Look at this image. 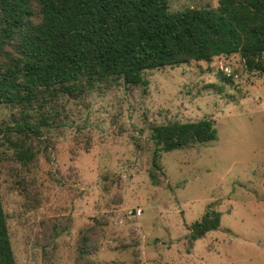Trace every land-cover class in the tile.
Here are the masks:
<instances>
[{"label":"rangeland","instance_id":"rangeland-1","mask_svg":"<svg viewBox=\"0 0 264 264\" xmlns=\"http://www.w3.org/2000/svg\"><path fill=\"white\" fill-rule=\"evenodd\" d=\"M217 5L169 0L170 11ZM144 76L145 87L98 83L34 110L47 123L27 161L3 136L18 110L0 105V191L16 264H264V73L237 53ZM203 118L216 140L160 151L154 184L151 126ZM210 209L219 227L192 239Z\"/></svg>","mask_w":264,"mask_h":264},{"label":"trees","instance_id":"trees-1","mask_svg":"<svg viewBox=\"0 0 264 264\" xmlns=\"http://www.w3.org/2000/svg\"><path fill=\"white\" fill-rule=\"evenodd\" d=\"M237 53L249 71L264 73V0L180 11H170L169 0H0V105L19 113L3 136L27 161L36 154L31 140L47 123L34 110L54 98L114 80L145 87L148 70ZM150 136L156 146L150 177L158 184L160 151L212 142L217 130L203 118L152 125ZM219 225L220 212L207 210L191 238ZM0 264H16L1 191Z\"/></svg>","mask_w":264,"mask_h":264},{"label":"built area","instance_id":"built-area-1","mask_svg":"<svg viewBox=\"0 0 264 264\" xmlns=\"http://www.w3.org/2000/svg\"><path fill=\"white\" fill-rule=\"evenodd\" d=\"M140 213H141V210H140V209H138V210L136 211V214H133L132 216H135V215H140Z\"/></svg>","mask_w":264,"mask_h":264}]
</instances>
